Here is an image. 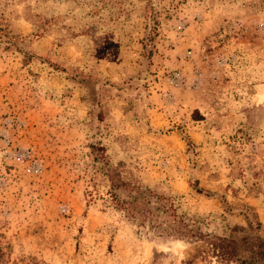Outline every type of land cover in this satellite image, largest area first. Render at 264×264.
I'll list each match as a JSON object with an SVG mask.
<instances>
[{"label": "rangeland", "instance_id": "1", "mask_svg": "<svg viewBox=\"0 0 264 264\" xmlns=\"http://www.w3.org/2000/svg\"><path fill=\"white\" fill-rule=\"evenodd\" d=\"M263 1L0 0L3 264H235L138 229L115 179L264 236Z\"/></svg>", "mask_w": 264, "mask_h": 264}, {"label": "trees", "instance_id": "2", "mask_svg": "<svg viewBox=\"0 0 264 264\" xmlns=\"http://www.w3.org/2000/svg\"><path fill=\"white\" fill-rule=\"evenodd\" d=\"M196 192L202 193V189H196ZM108 194L109 205L138 229L148 228L159 236L179 240L205 239L217 263L264 264V236L259 233L262 228L259 222L253 225L246 217L248 227L234 225L226 236H211L203 234L180 217L171 199L152 191H143L140 187L115 179L111 180ZM3 257L4 253L0 250V264H3Z\"/></svg>", "mask_w": 264, "mask_h": 264}]
</instances>
